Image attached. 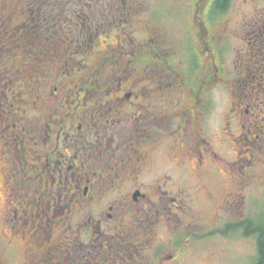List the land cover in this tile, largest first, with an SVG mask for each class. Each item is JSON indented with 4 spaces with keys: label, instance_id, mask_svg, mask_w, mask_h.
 Returning a JSON list of instances; mask_svg holds the SVG:
<instances>
[{
    "label": "flooded vegetation",
    "instance_id": "flooded-vegetation-1",
    "mask_svg": "<svg viewBox=\"0 0 264 264\" xmlns=\"http://www.w3.org/2000/svg\"><path fill=\"white\" fill-rule=\"evenodd\" d=\"M214 1L195 3L200 32L197 49L190 51L198 56L193 65L197 70L204 67V53H211L200 9L206 5L210 25L209 17L220 15L211 11ZM27 28L29 34L52 35L48 27ZM85 30L72 39H51L50 47L44 36L38 47L44 45L46 53L33 60L38 66L30 62L34 54L28 49L23 58L0 67V81L23 76L22 87L29 89L24 94L13 91L11 97L0 90V264H184V247L190 244L194 126L190 128V91L185 90L190 82L172 67L173 54L155 49V69L143 77L144 46L120 44L100 55L79 85L61 83L65 73L78 70L68 65L95 40V30ZM62 44L66 50L58 52ZM215 56L218 63L212 56L214 74L207 84L219 80ZM123 58L128 61L122 63ZM181 66L190 75V61H181ZM37 71L42 74L35 77ZM130 80L136 83L131 88L125 86ZM165 83L172 90H163ZM53 84L59 87L48 92ZM0 89L6 88L0 84ZM251 107L248 103L244 109L250 119ZM156 111H173L183 127L166 130ZM159 156L168 159L164 174L154 171ZM238 202L234 195L222 209Z\"/></svg>",
    "mask_w": 264,
    "mask_h": 264
},
{
    "label": "rangeland",
    "instance_id": "rangeland-1",
    "mask_svg": "<svg viewBox=\"0 0 264 264\" xmlns=\"http://www.w3.org/2000/svg\"><path fill=\"white\" fill-rule=\"evenodd\" d=\"M198 1L0 0V49H3L0 67L12 63L10 59L23 58L28 49L34 54L30 62L39 52L46 53L44 45L38 47V41L44 40L42 34L27 35L29 24L41 31L45 27L52 29V35L44 36L59 40L85 33V29L95 30L92 35L95 40L92 42L89 38L84 53L79 57L78 54V59L68 65L73 66L69 69L77 67L78 70L65 73L60 80L66 85H79L83 77L92 72V66L98 65V57L113 46H144L146 68L140 70L143 77L155 69L154 63L151 64L155 59L153 49L173 54L169 58L172 67L190 82V90H185L190 91V108L194 114V121H190V128L194 125V133L190 131V244L184 247L188 256L184 264H256L259 258L257 235L244 237V228L235 230L228 226L244 221H253L256 225L264 218V0H231L226 13L209 17L210 25L206 24H209L208 16H204L206 5L200 9L207 21L205 40L212 53L205 52L201 58L204 71L193 67L198 56L194 58L190 51L193 46L198 47L196 33L200 28L194 20ZM213 1L206 0V4ZM108 31L109 37L106 36ZM65 45H60L57 51H65ZM216 54L221 66L215 73L219 82L207 84L212 73L209 61L213 56L214 63H218ZM125 61L128 60H121ZM181 61H190V75L182 68ZM41 74L37 71L34 76ZM19 78H3L0 84L6 89L0 90L9 97L13 91L28 93L29 89L22 87L23 76ZM131 84L136 83L130 80L125 86L131 88ZM54 86L57 84L47 91ZM137 90H141V86ZM163 90H172V87L165 83ZM248 103L252 105L251 119L244 114ZM197 109L203 110L201 116ZM175 116L173 111H156L159 124L166 130L176 129L174 125L183 127V122ZM35 117L40 119L41 114ZM249 126L253 129L251 133ZM18 148L20 145L15 149L17 154ZM156 160L160 163L154 171L166 173L163 162L168 159L159 156ZM173 182L178 183V180ZM183 186L188 188L187 182ZM234 195L240 197V202L222 209L223 203Z\"/></svg>",
    "mask_w": 264,
    "mask_h": 264
},
{
    "label": "trees",
    "instance_id": "trees-1",
    "mask_svg": "<svg viewBox=\"0 0 264 264\" xmlns=\"http://www.w3.org/2000/svg\"><path fill=\"white\" fill-rule=\"evenodd\" d=\"M230 3H231V0H215L213 5H212L211 10L213 12H218V14H224L229 9ZM30 26L31 25L29 24V27ZM26 33H27V35H30L28 31ZM36 34L39 35L38 32ZM44 35L45 34L42 32L43 37H44ZM46 38H48V37H46ZM48 40L49 41L47 43V46L50 47L53 39L51 40V38H49ZM33 42H34V44L36 43L35 41H33ZM252 222L251 221H244V222H240L239 224L234 225V226L229 225L228 228L229 227L236 228L235 230H237L239 228L240 229L244 228V230H245V233H244L245 236L244 237H249V236H252L253 234L257 235L259 258H258L256 264H264V218L259 223L257 222L256 225L254 224V222L253 223Z\"/></svg>",
    "mask_w": 264,
    "mask_h": 264
}]
</instances>
